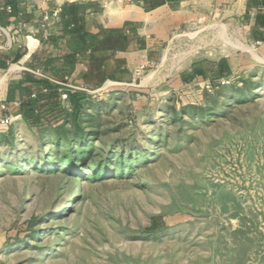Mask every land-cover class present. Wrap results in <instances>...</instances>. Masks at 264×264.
Wrapping results in <instances>:
<instances>
[{"label": "rangeland", "instance_id": "374dc122", "mask_svg": "<svg viewBox=\"0 0 264 264\" xmlns=\"http://www.w3.org/2000/svg\"><path fill=\"white\" fill-rule=\"evenodd\" d=\"M223 27L4 131L0 264H264V50Z\"/></svg>", "mask_w": 264, "mask_h": 264}, {"label": "crops", "instance_id": "0c3cea01", "mask_svg": "<svg viewBox=\"0 0 264 264\" xmlns=\"http://www.w3.org/2000/svg\"><path fill=\"white\" fill-rule=\"evenodd\" d=\"M56 9L59 16L45 21ZM204 21L223 24L227 36L264 50V0H49L33 8L0 3V118L4 103L11 106L12 123L23 122L21 104L28 98L38 100L39 119L40 110L55 100L58 105L64 92L133 79L141 65L165 59L171 35ZM9 126L0 125V139Z\"/></svg>", "mask_w": 264, "mask_h": 264}, {"label": "trees", "instance_id": "16d2710c", "mask_svg": "<svg viewBox=\"0 0 264 264\" xmlns=\"http://www.w3.org/2000/svg\"><path fill=\"white\" fill-rule=\"evenodd\" d=\"M88 37L90 39H92L94 36L92 34H88ZM82 92H75V93H70L68 94V98H70L71 100H73L74 102V106H75V109L79 110L80 106H81V101H82V95H81ZM22 106V112L24 114V117L27 119V120H35L37 121L38 120V117L37 115L35 114L36 111H38L40 109L39 107V103H38V100L36 98H28L26 100H24L21 104ZM197 109H200L201 112H205V109L203 108H197V107H191V108H188L186 106H183L181 107L180 109L176 110L175 108H173L172 112L174 113V115L178 118H180V116L185 113V112H189L192 114V115H195ZM76 110V111H77ZM84 137V136H83ZM89 148V147H88ZM81 150V149H80ZM82 152V151H80ZM79 152V153H80ZM78 153V155H79ZM89 154V150H87L86 152H83V155H87ZM67 171H70L72 173H75L76 170H74V168H66ZM82 171V170H81ZM103 173H106L105 170H96V175H101Z\"/></svg>", "mask_w": 264, "mask_h": 264}, {"label": "built area", "instance_id": "2783aa9c", "mask_svg": "<svg viewBox=\"0 0 264 264\" xmlns=\"http://www.w3.org/2000/svg\"><path fill=\"white\" fill-rule=\"evenodd\" d=\"M9 10H10V8H9ZM59 13H60V10L56 9V10L52 11L51 13H46L45 16H44V19H45V21H48L50 19V17H58ZM146 66H147V64H143L139 68H137L136 71L139 72L143 68H145ZM225 82L226 81L223 80L221 83H225ZM205 87L208 90H211L212 89V83L206 82ZM79 89H81L83 91L86 90L84 88H79ZM62 97H63V100L67 99L68 98V92H64L62 94ZM19 105H20V103H18V102H14L13 103V106H15V107L19 106ZM1 107L5 111V115L0 118V125L9 126L13 122L12 115L10 114L11 106L9 104L4 103V104L1 105Z\"/></svg>", "mask_w": 264, "mask_h": 264}]
</instances>
